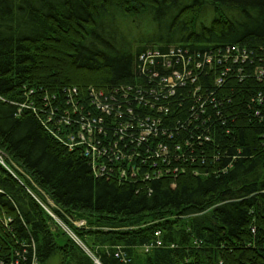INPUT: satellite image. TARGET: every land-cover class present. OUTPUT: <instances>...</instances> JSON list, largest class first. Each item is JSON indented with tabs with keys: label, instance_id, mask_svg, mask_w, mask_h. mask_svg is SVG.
Returning a JSON list of instances; mask_svg holds the SVG:
<instances>
[{
	"label": "trees",
	"instance_id": "1",
	"mask_svg": "<svg viewBox=\"0 0 264 264\" xmlns=\"http://www.w3.org/2000/svg\"><path fill=\"white\" fill-rule=\"evenodd\" d=\"M204 7L208 25L198 20ZM158 10L166 38L133 48L118 21ZM177 45L264 48V0H0V149L24 173L21 185L0 166V204L18 240L34 246L27 264H264V111L256 116L255 100L264 85L252 73L216 91L226 100L213 122L172 110L163 127L187 157L150 181L96 177L81 149L43 125L44 97L61 111L65 88L132 82L141 52Z\"/></svg>",
	"mask_w": 264,
	"mask_h": 264
},
{
	"label": "built area",
	"instance_id": "2",
	"mask_svg": "<svg viewBox=\"0 0 264 264\" xmlns=\"http://www.w3.org/2000/svg\"><path fill=\"white\" fill-rule=\"evenodd\" d=\"M247 72L264 85V48L243 45L204 50L186 45L166 50L149 48L138 55L132 82L109 88L67 87L63 90L65 108L61 111H53L44 97L49 115L43 125L52 122L55 131L51 133L68 150L81 149L96 177L116 174L119 183L150 181L167 174L171 160L187 157L176 136L163 127L169 118L176 117L172 110L179 105L176 112H191L193 119L189 122L215 121V117L222 115L217 99L226 100L216 91L223 89L231 78L245 77ZM209 75L212 76V89L206 86L205 77ZM255 100L259 106L256 116L261 117L264 93H257ZM198 140L202 142L200 137ZM203 140L209 142L208 137ZM184 147L187 150L191 144L186 142ZM0 166L23 185L19 176L24 173L1 149ZM172 170L175 174L179 172L177 167ZM27 192L79 243L32 191L28 189ZM47 203L53 205L48 199ZM5 212L0 204V254L4 257L0 258V264H27L34 246L18 240L11 227L12 220ZM73 225L82 227L85 223L80 220ZM155 236H159V232ZM161 245V241L155 242L156 247ZM5 246L11 248L8 258L7 253L5 256L1 251ZM149 248L151 246L144 247L145 251ZM30 264H37L35 256Z\"/></svg>",
	"mask_w": 264,
	"mask_h": 264
},
{
	"label": "rangeland",
	"instance_id": "3",
	"mask_svg": "<svg viewBox=\"0 0 264 264\" xmlns=\"http://www.w3.org/2000/svg\"><path fill=\"white\" fill-rule=\"evenodd\" d=\"M203 9H206V11ZM203 9L198 16V20L208 25L212 19V10L210 7H204ZM163 15V11L158 10L152 12L150 19L147 16H139L134 19H127V21L119 20L118 23L121 27H125L126 32L127 30L130 31L129 34H124V37L126 41L131 43L133 48L149 43L154 45L160 39L166 38L167 32L165 31L167 30V26L170 25V22H166V18ZM166 23L168 24L167 26L165 25Z\"/></svg>",
	"mask_w": 264,
	"mask_h": 264
},
{
	"label": "water",
	"instance_id": "4",
	"mask_svg": "<svg viewBox=\"0 0 264 264\" xmlns=\"http://www.w3.org/2000/svg\"><path fill=\"white\" fill-rule=\"evenodd\" d=\"M95 263H96V264H100L97 260H95Z\"/></svg>",
	"mask_w": 264,
	"mask_h": 264
}]
</instances>
